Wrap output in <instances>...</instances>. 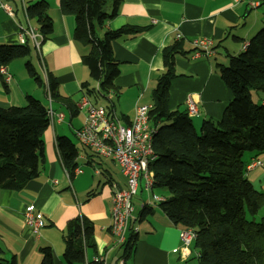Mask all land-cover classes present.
<instances>
[{"label":"crops","instance_id":"0c3cea01","mask_svg":"<svg viewBox=\"0 0 264 264\" xmlns=\"http://www.w3.org/2000/svg\"><path fill=\"white\" fill-rule=\"evenodd\" d=\"M41 1L49 5L53 31L41 42L39 53L35 51L41 70L39 74L44 78L45 71L51 73L58 83L60 95L70 98L78 107L83 97L80 85L88 81V71L81 58L89 52V46L73 39V17L61 14L59 0H0V45L20 44L21 31L28 26L37 29L35 21L25 16V7ZM258 21V11L249 9L245 2L123 0L117 15L106 28L131 26L143 30L112 42L113 58L119 68L115 85L120 89L112 115L126 125L131 121L137 103L152 102L151 92L163 70L162 50L173 46L177 42L175 36L179 34L178 41L184 54L175 58L177 77L170 84L169 109H185L187 95L198 93L197 115L191 119L219 120L232 95L219 77L217 64L225 65L229 55L240 53L241 45L255 33ZM201 38L211 40L213 56L194 57L192 42ZM26 60L31 63L30 56ZM26 60L16 59L4 66L10 80L5 82L0 74V107L23 106L26 96L47 103L43 88L25 72ZM255 99L256 103L264 104V95H255ZM95 103L104 107L108 101L98 99ZM52 108L54 116L43 134V160L37 177L19 191H0L1 257L4 260L13 258L18 264H40L39 248L49 247L53 264H64L62 236L66 225L82 215L93 225V248L85 252L84 264L93 263L95 258L102 264H199L196 258L199 242L193 243L189 255L182 257L179 228L169 222L158 203L147 205L152 208V213L138 221L142 204L148 202L145 193L135 215L133 208L132 221L128 225V229L131 227L137 235L136 245L128 260L121 259L122 244H115L109 226L112 193L115 188H125V178L112 159L97 156L74 137V131L85 120L83 109L70 117L59 104L53 103ZM56 114L63 115L61 121H57ZM57 137L76 140V169L80 173L67 175L57 149ZM258 160L261 165L247 171L252 185L264 180V154ZM142 190L139 188L138 192L142 193ZM259 190L264 191V183ZM27 206L43 217L44 226L38 234L31 233L24 225ZM128 235L129 230L126 238Z\"/></svg>","mask_w":264,"mask_h":264},{"label":"trees","instance_id":"16d2710c","mask_svg":"<svg viewBox=\"0 0 264 264\" xmlns=\"http://www.w3.org/2000/svg\"><path fill=\"white\" fill-rule=\"evenodd\" d=\"M122 1L59 0L61 14L73 17V39L89 46V52L81 58L88 71V81L81 83V91L93 105L98 99L107 100L103 108L110 117H114V101L120 94L115 85L119 68L112 42L143 30L131 26L106 28ZM48 8L44 1L25 7L26 17L36 23L41 42L53 31ZM181 49L177 41L162 50L163 70L151 92L152 192L162 198L158 207L172 225L195 233L199 264H264V217L255 220L264 204V191L254 188L246 170L250 161L264 154V104L252 97V91L264 95V28L238 55H229L227 64H217L232 99L219 120H203L198 132L186 109L170 110L168 106L170 84L177 77L175 58L184 54ZM30 54L28 40L24 44H2L0 66L27 59ZM24 68L48 100L42 103L26 96L23 106L0 107V191H19L37 177L43 160V134L50 125L49 111L54 113L52 104H59L70 117L79 110L70 98L60 95L51 73L45 71L42 78L28 60ZM56 144L71 177L77 168L78 146L67 137H57ZM151 213L152 208L144 206L138 221ZM128 230L121 245L124 261L132 256L137 242L132 228ZM92 232V223L82 215L67 223L62 236L64 264L85 263V252L93 248ZM39 252L40 264H53L49 247H41ZM1 253L0 264H18L13 258L4 260Z\"/></svg>","mask_w":264,"mask_h":264},{"label":"built area","instance_id":"2783aa9c","mask_svg":"<svg viewBox=\"0 0 264 264\" xmlns=\"http://www.w3.org/2000/svg\"><path fill=\"white\" fill-rule=\"evenodd\" d=\"M234 4L245 2L251 10L262 9L264 11V0H232ZM11 15L10 11H8ZM26 16V15H25ZM180 40V35L175 36ZM28 40L33 45L35 51L39 53L41 36L37 29L28 26L21 31L19 36L20 44ZM194 57H211L214 55L212 42L210 39L201 38L192 42ZM246 48V43L242 44L241 50ZM0 74L5 82L10 80L4 66H0ZM200 103L198 93H190L185 99V109L189 118L197 115V108ZM152 107V102L137 103L134 114L127 125L121 124L118 119L107 115L102 106L93 105L86 96L81 98L78 108L85 112L83 125L74 131V137L81 146L93 151L99 157L112 159L119 167L121 174L125 178V188H115L111 199V223L109 231L117 245H121L126 240L129 221L133 212L132 199L138 193L140 185L148 196V202L142 207L151 203H159L162 198L152 192L153 174L149 169V164L153 159L152 154V129L149 125L148 111ZM54 113L49 111L50 122ZM57 121H61L62 114H56ZM261 165L258 160H252L246 166L249 171ZM74 173H80L75 169ZM68 175V174H67ZM24 225L33 234H38L44 226V220L40 213L34 212L31 206L24 209ZM179 253L182 257L188 256L193 243L197 242L196 235L190 229H179ZM101 260L95 258L94 262Z\"/></svg>","mask_w":264,"mask_h":264},{"label":"rangeland","instance_id":"374dc122","mask_svg":"<svg viewBox=\"0 0 264 264\" xmlns=\"http://www.w3.org/2000/svg\"><path fill=\"white\" fill-rule=\"evenodd\" d=\"M255 11H258V13H259V21H258V23H257V28H256V31H255V33H256L258 30L264 28V11H263L262 9H256ZM255 33H254V34H255ZM254 34H253V35H254ZM253 35H252V36H253ZM30 47H31V54H30L31 63H32L33 67L35 68V70H36L37 72L40 73L41 70H40V67H39V65H38V61H37V58H36V54H35L34 47H33L32 44H30ZM25 60H26V59H25ZM252 93H253V94H252V95H253V100H256V99H255V95H256V96L258 95L259 97H260L261 95H263L262 93H256V92H253V91H252ZM254 93H255V94H254ZM105 105H107V104H105ZM105 105H104V106H105ZM66 121H67V120H66ZM192 121H193V125H194L195 129H196L197 132H198V131H199V127H200L201 120H192ZM71 138H72V137H71ZM72 140H73V142L76 144V140H75L74 138H72ZM76 145H77V144H76ZM244 157L248 158V155L245 154ZM262 183H264V180H261V181L255 183L253 186H254L255 189H258V190H259V187L261 186ZM139 188L142 190V186H141V185H140ZM141 192H142V193L138 192L137 195L134 196L133 199H132V207L135 208V211H134L133 215L136 214V210H137L138 204H139L140 200L144 197V193H145V195H146V199H147V194H146V192H144L143 190H142ZM141 195H142V196H141ZM140 196H141V197H140ZM262 217H264V204H263V206L260 208V210L258 211V213L256 214V216H255V220H256V221H259Z\"/></svg>","mask_w":264,"mask_h":264}]
</instances>
